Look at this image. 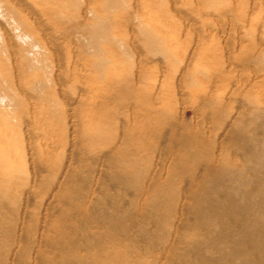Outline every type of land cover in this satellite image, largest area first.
<instances>
[{"label": "rangeland", "instance_id": "obj_1", "mask_svg": "<svg viewBox=\"0 0 264 264\" xmlns=\"http://www.w3.org/2000/svg\"><path fill=\"white\" fill-rule=\"evenodd\" d=\"M263 128L264 0H0V264H264Z\"/></svg>", "mask_w": 264, "mask_h": 264}, {"label": "bare ground", "instance_id": "obj_2", "mask_svg": "<svg viewBox=\"0 0 264 264\" xmlns=\"http://www.w3.org/2000/svg\"><path fill=\"white\" fill-rule=\"evenodd\" d=\"M263 129H264V128H263ZM232 130H233V129H232ZM233 131H234V130H233ZM257 133H258V132H257ZM259 135H260V134H259ZM229 136H230V135H229ZM256 136H257V135H256ZM260 138H261V137H260ZM260 138H259V139H260ZM257 140H258V139H257ZM263 140H264V139H263ZM255 142H256V141H255ZM258 143H259V142H258ZM252 152H253V151H252ZM257 152H258V151H257ZM254 154H255V153H254ZM257 155H258V154H257ZM112 156H113V155H112ZM251 157H252V156H251ZM251 157H250V159H251ZM255 157H256V156H255ZM258 157H259V156H258ZM258 157H257V158H258ZM250 159H249V162L252 163L253 161H250ZM255 159H256V158H255ZM255 162H256V161H255ZM256 163H257V162H256ZM252 164H253V163H252ZM244 166H246V164H245ZM248 166H249V165H248ZM250 166H251V165H250ZM250 166H249V167H250ZM263 167H264V166H263ZM211 169H212V168H211ZM244 169H245V168H244ZM249 169H250V168H249ZM213 170H214V169H213ZM251 171H252V170H251ZM248 174H249V172H248ZM255 174H256V173H255ZM258 174H259V173H258ZM256 175H257V174H256ZM259 175H260V174H259ZM259 175H258V176H259ZM258 176H257V177H258ZM192 177H193V176H192ZM257 179H258V178H257ZM260 179H261V178H260ZM217 182H218V181H217ZM220 182H221V181H220ZM222 182H223V181H222ZM222 182H221V184H222ZM215 185H216V184H215ZM217 185H218V187H219L220 183H218ZM156 186H157V185H156ZM189 186H190V185H189ZM211 186H212V185H211ZM229 187H230V186H229ZM213 188H214V189H212V190H215L216 187L213 186ZM220 188H221V187H219V189H220ZM222 188H223V187H222ZM233 188H234V187H233ZM188 189H189V188H188ZM227 189H228V188H227ZM210 190H211V189H210ZM212 190H211V191H212ZM216 190L218 191V189H216ZM228 190H229V189H228ZM228 190H227V191H228ZM237 190H238V189H237ZM225 191H226V190H225ZM230 191H231V189H230ZM235 191H236V190H234V192H231V194H232V193L234 194ZM218 192H219V191H218ZM218 192H217L216 194H215V192H212V193L215 194L212 198H214L215 200L224 199V198L222 197V195L219 194ZM188 193H189V192H188ZM222 193H223V191H222ZM228 193H229V192H228ZM236 193L239 194L238 191H236ZM208 194H210V193H208ZM208 194H207V195H208ZM226 194H227V193H226ZM226 194H225V195H226ZM223 195H224V194H223ZM234 195H235V194H234ZM239 195H240V194H239ZM187 196H188V195H187ZM211 196H212V195H211ZM227 196H229V195H227ZM227 196H226V197H227ZM230 196L232 197V195H230ZM207 197H208V196H207ZM224 197H225V196H224ZM226 197H225L224 200H227ZM233 197H235V196H233ZM233 197H232V198H233ZM236 197L238 198V196H236ZM208 198H209V197H208ZM208 198H207V199H208ZM232 198H231V199H232ZM228 199H230V198H228ZM233 199H234V198H233ZM210 200H211V199H210ZM238 200H239V199H238ZM148 201H149V200H148ZM148 201H147V202H148ZM208 201H209V200H208ZM150 202H151V201H150ZM212 202H214V201H212ZM219 202H220V201H219ZM235 202H237V201L235 200ZM238 202H239V201H238ZM209 203H210V202H209ZM149 204H150V203H149ZM212 204H213V203H212ZM216 204H217V203H216ZM224 204H225V203H224ZM224 204H223V205H224ZM227 204H228V203H227ZM229 204L232 205L231 202H230ZM233 204H234V203H233ZM240 204H241V203H240ZM214 205H215V204H214ZM221 205H222V204H221ZM236 205H237V203H236ZM236 205H235L234 207H237ZM210 206H211V205H210ZM215 206L217 207V205H215ZM219 206H220V205H219ZM228 206H229V205H228ZM238 206H239V203H238ZM147 207H148V206H147ZM154 207H155V206H154ZM242 207L244 208V206H242ZM151 208H152V207H151ZM210 208H211V207H210ZM220 208H221V206H220ZM225 208L228 210L226 204H225ZM238 208H239V207H238ZM226 209H224V210L227 211ZM222 210H223V207H222ZM229 210H231V207H229ZM236 210H237V209H236ZM239 210L241 211V208H240ZM208 211H210V210H208ZM212 211H213V210H211L209 213H212ZM237 211H238V210H237ZM244 211H245V210H244ZM214 212H215V211H214ZM231 212H232V211H231ZM242 212H243V210H242L240 213L242 214ZM246 212H247V211H245V213H246ZM159 213H160V212H159ZM206 213H207V212H206ZM209 213L207 214V216H209ZM217 213H218V212H217ZM226 213H227V212H226ZM238 213H239V211H238ZM247 213H248V212H247ZM155 214H156V213H155ZM214 214H215V213H214ZM214 214H213V215H214ZM220 214H222L221 211H220ZM241 214H240V216H241ZM250 214H251V213H250ZM202 215H203V214H201V216H202ZM205 215H206V214H205ZM210 215H211V214H210ZM218 215H219V214H218ZM244 215H246V214H244ZM201 216H200V217H201ZM211 216H212V215H211ZM215 216H217V214H216ZM220 216H223V215H220ZM236 216H237V215H236ZM242 216H243V215H242ZM242 216H241V217H242ZM218 217H219V216H218ZM228 217H229V216H228ZM237 217H238V216H237ZM246 217H249V215H248V216L246 215ZM250 217H251V216H250ZM233 218H234V217H233ZM251 218H252V217H251ZM205 219H206V218H205ZM210 219H212V218L209 217V220H210ZM228 219H230V217H229ZM248 219H249V218H248ZM253 219H254V218H253ZM203 220H204V218H203ZM207 220H208V218H207ZM213 220H214V219H213ZM215 220H216V217H215ZM220 220H221V219L218 218L217 221H219V223H221ZM224 220H225V218H224ZM226 220H227V219H226ZM236 220H237V219H236ZM250 220H251V219H250ZM133 221H134V220H133ZM143 221H144V220H143ZM208 222H210V221H207V223H208ZM242 222H243V220H242ZM245 222H246V221H245ZM249 222H250V221H249ZM203 223H204V221H203ZM207 223H206V225H208ZM215 223H217V222H215ZM230 223H231V221H230ZM232 223H233V222H232ZM2 224H3V223H2ZM148 224H149V223H148ZM233 224H234V223H233ZM244 224H246V223H244ZM251 224H253V223H251ZM151 225H152V224H151ZM204 225H205V223H204ZM213 225H214V224H213ZM215 225H216V224H215ZM246 225H248V224H246ZM208 226H209V225H208ZM216 226H217V225H216ZM219 226H220V224H219ZM260 226H261V225H260ZM128 227H129V226H128ZM128 227H127V228H128ZM147 227H148V225H147ZM200 227H201V226H200ZM203 227H204V226H203ZM209 227H212V225H210ZM214 227H215V226H214ZM243 227H244V226H243ZM140 228H141V227H140ZM149 228H150V227H149ZM263 228H264V227H263ZM155 229H156V228H155ZM155 229H154V230H155ZM204 229H205V228H204ZM212 229H213V228H212ZM260 229H261V228H260ZM202 230H203V229H202ZM208 230H209V229H208ZM258 230H259V229H258ZM261 230H262V229H261ZM263 231H264V230H263ZM197 232H198V231H197ZM200 234H201V232H200ZM176 243H177V242H176ZM205 246H206V245H205ZM78 247H79V246H78ZM78 247H77V248H78ZM213 248H214V247H213ZM217 248H218V247H217ZM200 249H201V248H200ZM215 249H216V248H215ZM71 251H72V250H71ZM77 253H78V252H77ZM199 253H200V252H199ZM212 253H213V252H212ZM190 254H191V253H190ZM73 255H74V254H73ZM73 255H72V256H73ZM210 255H211V254H210ZM196 256H197V255H196ZM202 256H203V255H202ZM206 257H207V256H206ZM212 257H213V256H212ZM212 257H211V258H212ZM70 258H71V256H70ZM72 258H73V257H72ZM65 259H66V258H65ZM78 259H79V258H78ZM62 261H63V259H62ZM188 261H189V260H188ZM69 262H70V261H69ZM72 262H73V261H72ZM74 262H75V261H74ZM79 262H80V261H79ZM63 263H64V262H63ZM191 263H192V262H191ZM73 264H74V263H73ZM180 264H181V263H180ZM196 264H197V263H196Z\"/></svg>", "mask_w": 264, "mask_h": 264}]
</instances>
